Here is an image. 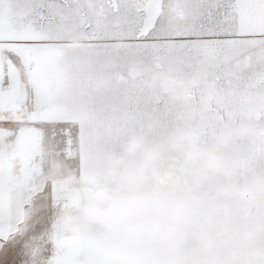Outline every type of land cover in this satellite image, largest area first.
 I'll use <instances>...</instances> for the list:
<instances>
[{"label": "snow or ice", "instance_id": "1", "mask_svg": "<svg viewBox=\"0 0 264 264\" xmlns=\"http://www.w3.org/2000/svg\"><path fill=\"white\" fill-rule=\"evenodd\" d=\"M221 150L264 264V0H0V264H69L34 239L68 200L67 162L123 131Z\"/></svg>", "mask_w": 264, "mask_h": 264}, {"label": "rangeland", "instance_id": "2", "mask_svg": "<svg viewBox=\"0 0 264 264\" xmlns=\"http://www.w3.org/2000/svg\"><path fill=\"white\" fill-rule=\"evenodd\" d=\"M175 122L145 136L123 131L87 161L67 162V203L33 246L57 235L69 264H228L245 242L227 194L221 150L173 138Z\"/></svg>", "mask_w": 264, "mask_h": 264}]
</instances>
